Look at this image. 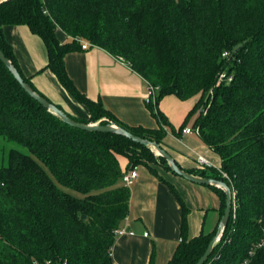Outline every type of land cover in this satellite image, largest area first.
I'll return each instance as SVG.
<instances>
[{
    "label": "trees",
    "instance_id": "16d2710c",
    "mask_svg": "<svg viewBox=\"0 0 264 264\" xmlns=\"http://www.w3.org/2000/svg\"><path fill=\"white\" fill-rule=\"evenodd\" d=\"M8 24H25L43 40L45 68L88 110L86 119L67 113L75 121L115 122L164 148L171 126L159 100L198 95L171 129L179 137L192 122L219 165L182 168L175 162L235 190L230 218L204 264H264V0H3L0 48L49 100L22 73L3 36ZM56 29L69 40L59 42ZM79 39L121 58L157 87L154 102L147 103L157 128L127 126L99 99L77 90L63 57L80 48ZM221 72L231 80H218ZM119 155L128 159V169L142 165L168 185L182 207L184 231L187 207L155 167L174 173L163 157L124 135L63 122L0 60V264H112L114 231L128 214L130 197ZM209 186L220 198V219L225 193ZM216 228L190 239L183 235L167 264H195Z\"/></svg>",
    "mask_w": 264,
    "mask_h": 264
},
{
    "label": "crops",
    "instance_id": "0c3cea01",
    "mask_svg": "<svg viewBox=\"0 0 264 264\" xmlns=\"http://www.w3.org/2000/svg\"><path fill=\"white\" fill-rule=\"evenodd\" d=\"M2 32L22 73L30 78L39 92L66 113L81 119L89 117L87 108L75 101L55 74L45 68L47 49L38 35L25 24L3 25ZM55 36L61 43L70 38L61 29L55 30ZM63 63L77 90L89 99H99L119 122L148 129L158 127L145 102L147 81L121 58L89 43L87 49L67 52ZM197 97L181 100L167 94L159 100L158 109L171 128L177 129ZM186 126L191 127V132L183 134L181 131L179 137L166 127L164 148L182 168L202 167L196 160L198 155L218 166V155L201 141L192 122ZM118 161L124 173L131 170L127 168L125 156L119 155ZM158 173L176 189L187 207L185 230L182 231L183 212L176 196L165 182L138 165L135 178L127 185L130 190L129 211L119 223V227L133 234L115 235L111 246L112 264H167L183 235L190 239L200 233H209L217 226L220 198L209 185L192 182L163 167Z\"/></svg>",
    "mask_w": 264,
    "mask_h": 264
},
{
    "label": "water",
    "instance_id": "95a60500",
    "mask_svg": "<svg viewBox=\"0 0 264 264\" xmlns=\"http://www.w3.org/2000/svg\"><path fill=\"white\" fill-rule=\"evenodd\" d=\"M1 1L3 0H0V2ZM0 60L7 67V69L10 71L13 77L18 81L21 87L32 98L37 100L47 110L57 115L63 122L71 126L80 128L82 130L113 132V133L124 135L125 137L131 139L135 143H139V144L149 147L156 155L163 157L167 161L169 167L175 174L180 175L195 183L212 185V186L221 188L225 193V206H224L223 214L219 219L215 234L212 236V238L210 239L207 245V248L205 249L203 254L199 257V259L197 260L195 264L205 263L206 259L208 258L209 253L211 252L214 244L219 240L230 218L231 209H232V192H231V187L229 186V184L221 180H216V179H212L208 177H202L199 175H194L192 173L186 172L175 162V159L171 156V154L165 148L161 147L157 142L150 141L146 138L135 135L131 133L129 130L119 126L115 122H109L107 124H100V123H95V122L83 123V122L73 120L71 117L67 115L65 111H63L61 108L56 106L54 103L47 100L45 97L41 96L27 82H25L23 78L21 77L20 73L18 72L17 68L12 64L11 60L5 56L1 48H0Z\"/></svg>",
    "mask_w": 264,
    "mask_h": 264
},
{
    "label": "built area",
    "instance_id": "2783aa9c",
    "mask_svg": "<svg viewBox=\"0 0 264 264\" xmlns=\"http://www.w3.org/2000/svg\"><path fill=\"white\" fill-rule=\"evenodd\" d=\"M79 42H80V49H87L89 47V42L88 41L83 40V39H79ZM222 56L223 57L228 56V52L227 51H224L222 53ZM218 80H220V81L225 80V81L228 82V81L231 80V76L230 75H226L225 72H221L219 74V76H218ZM156 93H157V87H154V86L148 84V86H147V92L145 94V102L146 103H153L154 102V98L156 96ZM194 131L196 133H198V128H194ZM190 132H191V127L190 126H185L182 129V133L183 134H188ZM196 160H197L198 164H200L201 166H211V165H213L208 159H206L202 155H198L197 158H196ZM136 170H137V166H134L129 172L124 173L122 175V179L121 180H122V182L125 185H128L129 183H131L132 179L135 178V176H136ZM223 175L226 176L225 173H223ZM231 192H232V197H233V190ZM114 232H115L116 235H122V234H125V233L133 234L132 231H128L127 232L125 230V228H123V227L116 228ZM144 235H147V233L144 232Z\"/></svg>",
    "mask_w": 264,
    "mask_h": 264
},
{
    "label": "rangeland",
    "instance_id": "374dc122",
    "mask_svg": "<svg viewBox=\"0 0 264 264\" xmlns=\"http://www.w3.org/2000/svg\"><path fill=\"white\" fill-rule=\"evenodd\" d=\"M198 96V95H197ZM95 123H99L98 121H96ZM155 154V153H154ZM156 155V154H155ZM156 156H158V155H156ZM155 167H156V169H157V171L158 170H160L161 169V167L159 166V165H155ZM233 190V196H235V190H234V188H233V186L231 187V191ZM233 198V197H232Z\"/></svg>",
    "mask_w": 264,
    "mask_h": 264
}]
</instances>
